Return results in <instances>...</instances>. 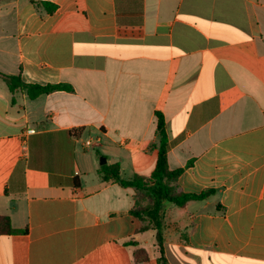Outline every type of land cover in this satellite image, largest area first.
<instances>
[{"label": "crops", "instance_id": "1", "mask_svg": "<svg viewBox=\"0 0 264 264\" xmlns=\"http://www.w3.org/2000/svg\"><path fill=\"white\" fill-rule=\"evenodd\" d=\"M141 1L122 37L115 0H0V75L62 86L0 76V217L25 231L0 232V264H136L129 241L157 264L101 171L150 177L158 113L176 192L205 194L166 207L167 263L264 264V0Z\"/></svg>", "mask_w": 264, "mask_h": 264}, {"label": "trees", "instance_id": "2", "mask_svg": "<svg viewBox=\"0 0 264 264\" xmlns=\"http://www.w3.org/2000/svg\"><path fill=\"white\" fill-rule=\"evenodd\" d=\"M47 6L46 4H44ZM118 34L122 37H139L142 33L143 5L141 0H115ZM10 92L24 89L30 98H36L42 94H48L61 90L60 85H26L21 83L18 76L0 75ZM156 132L158 142L154 145L157 150V160L153 172L148 179L138 176L130 180H123L120 176L118 165H103L102 180L104 182H118L123 187H131L135 191L134 205L130 215L143 223L140 232L151 231L154 233L156 246L159 252L157 264H168L163 248L164 214L166 207L174 204L183 207L190 200H199L205 194H183L176 192V183L182 173V169L170 170L167 163L169 142L165 132L163 116L157 114ZM0 232L24 233L25 231L13 230L6 217H0ZM135 247L134 261L144 263L148 261L147 252L138 247V244L129 241L127 243Z\"/></svg>", "mask_w": 264, "mask_h": 264}, {"label": "built area", "instance_id": "3", "mask_svg": "<svg viewBox=\"0 0 264 264\" xmlns=\"http://www.w3.org/2000/svg\"><path fill=\"white\" fill-rule=\"evenodd\" d=\"M26 133H34V130H28V131H26ZM97 142V140H93V139H91V138H89V139H87L85 142H84V146L86 147V148H92L94 145H95V143Z\"/></svg>", "mask_w": 264, "mask_h": 264}, {"label": "water", "instance_id": "4", "mask_svg": "<svg viewBox=\"0 0 264 264\" xmlns=\"http://www.w3.org/2000/svg\"><path fill=\"white\" fill-rule=\"evenodd\" d=\"M105 159L103 158L102 161H101V164H105Z\"/></svg>", "mask_w": 264, "mask_h": 264}]
</instances>
